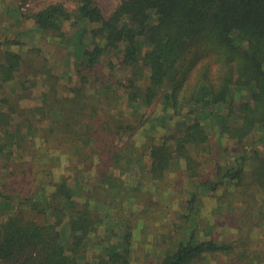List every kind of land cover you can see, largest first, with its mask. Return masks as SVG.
I'll return each instance as SVG.
<instances>
[{
	"label": "trees",
	"instance_id": "trees-1",
	"mask_svg": "<svg viewBox=\"0 0 264 264\" xmlns=\"http://www.w3.org/2000/svg\"><path fill=\"white\" fill-rule=\"evenodd\" d=\"M22 14L76 47L80 63L78 80L60 94L61 77L50 68L24 70L22 40H0V50L11 46L0 56V202L12 209L0 214V264H130L138 223L129 217L121 220L122 248L100 238L96 262L87 250L100 215L116 203L146 195L136 218L158 210L156 192L119 184L117 196L107 184L116 170L137 166L155 182L182 167L192 187L184 237L143 264H203L208 254L250 259L264 238V0H117L108 14L102 0H43ZM65 21L78 27L74 38ZM37 74L51 87L28 110L23 100H34ZM163 96L179 131L149 135L137 147L133 137ZM125 104L140 117L132 120ZM55 152L89 175L57 178ZM219 189L244 196L246 219L232 225L231 242L198 232L199 193Z\"/></svg>",
	"mask_w": 264,
	"mask_h": 264
},
{
	"label": "rangeland",
	"instance_id": "rangeland-1",
	"mask_svg": "<svg viewBox=\"0 0 264 264\" xmlns=\"http://www.w3.org/2000/svg\"><path fill=\"white\" fill-rule=\"evenodd\" d=\"M42 2L43 0H28L24 7H19L17 0H0V40L4 41L6 38L22 40L25 46L21 44L18 49L23 56L24 70L34 72L35 69L42 66L50 68L53 73L61 77L58 88L60 94H64L67 87L78 80L77 69L80 63V51L76 47L74 49L72 45L69 46L65 40L61 42L58 37L54 39L55 34L53 32L43 33L39 31L33 19H27L24 17L25 15L23 16L22 11L28 12L31 7L41 6ZM116 2L117 0H102L106 14L110 12ZM77 30L78 27L72 26L70 21L63 23V31L69 39L75 37ZM8 47L7 45L1 46L0 56L3 50ZM42 78L40 74H37L35 78L40 84L34 87V100L30 101L27 98L23 100L28 110H31L33 106L40 102L41 90L51 87L49 83H45V80L43 85ZM163 98L164 100L158 103L155 108L152 106L147 110L146 116H149L150 119L146 120V123L133 137V142L137 147L143 144L149 135H154L160 140L164 134L179 131L181 121L177 118H171L170 110L168 111L165 107L167 99L164 96ZM123 106L126 113L132 117V120L140 117L141 110L134 114V109L131 106L126 104ZM210 130L212 131V129ZM211 140L213 143V136H211ZM18 154L17 151L12 160H17ZM53 156L56 162L54 175L57 178L65 174L69 176L70 182L74 183L76 180L86 178L89 175V173H79L69 169L68 155L55 152ZM182 165H184V162ZM180 169L183 168L176 166L156 182L152 181L153 178L148 169L143 170L139 166L123 172V175L119 170H116L114 181L107 183L114 195L119 196L121 194L122 187L119 184L125 185V190L126 187L139 186L141 188L140 185H142L143 190L156 192L155 199L159 201L158 210L155 212L148 211L146 215L136 218L134 213L142 209V203L148 198L146 195L140 196L144 199L142 203L134 202L133 199L128 198L123 203H116V207L114 206V208L100 215L101 224L97 237L92 235L89 239L87 255L96 262V254L100 250L96 242L102 237L106 240L105 244L107 246H124L123 232L125 229L121 220L128 217L138 223L132 237L130 264L158 262L167 252L173 250L175 242L185 235V230L179 228V226L185 222V214L188 212V200L192 189L191 185L186 182V175ZM93 174L94 172H92ZM139 178L142 179V183H138ZM199 194L195 215L198 218L199 236L203 239L215 236L219 241L231 242L238 232L232 225L235 222H240V219H246V215L243 214L244 207L238 203L239 200L243 202L244 196L236 192L231 196L229 195V197L223 189L216 191V194L208 190H204ZM229 200L237 202L238 205H235L234 209H229L227 206ZM10 211L12 209L9 205L0 202V214H7ZM63 226L65 228L64 232H68V220ZM260 229V236L263 237L264 224L261 225ZM256 234H259V232L255 231L254 235ZM262 240V246L258 249L257 247L253 248L250 259L244 256L238 259L235 254H208L204 256L203 264H264V238Z\"/></svg>",
	"mask_w": 264,
	"mask_h": 264
}]
</instances>
